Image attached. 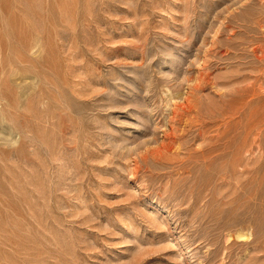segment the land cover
<instances>
[{"label": "rangeland", "instance_id": "374dc122", "mask_svg": "<svg viewBox=\"0 0 264 264\" xmlns=\"http://www.w3.org/2000/svg\"><path fill=\"white\" fill-rule=\"evenodd\" d=\"M0 264H264V0H0Z\"/></svg>", "mask_w": 264, "mask_h": 264}]
</instances>
